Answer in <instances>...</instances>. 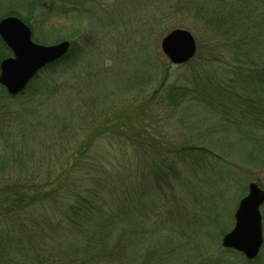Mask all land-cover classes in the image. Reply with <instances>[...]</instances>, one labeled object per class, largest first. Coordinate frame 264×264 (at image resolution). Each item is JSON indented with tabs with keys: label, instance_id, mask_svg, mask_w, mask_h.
I'll return each mask as SVG.
<instances>
[{
	"label": "rangeland",
	"instance_id": "obj_1",
	"mask_svg": "<svg viewBox=\"0 0 264 264\" xmlns=\"http://www.w3.org/2000/svg\"><path fill=\"white\" fill-rule=\"evenodd\" d=\"M233 1L243 12L242 0ZM258 1L249 0L251 9L260 10ZM222 2L0 0V19L20 17L36 43L71 42L65 59L42 69L15 96L0 85L3 178L16 180L10 177L16 173L24 184L45 189L50 174L70 173L63 180L68 183L95 168L105 179L117 178L111 188L122 192L129 208L142 209L141 226L151 229L135 231V245L139 249L143 239L160 247L166 256L155 264L189 263L195 244L211 261L219 259L218 246L233 229L249 184L264 188V147L254 150L252 145L259 138L264 143V135L257 130L251 141L243 126L227 131L218 95L203 89L209 77L216 86L251 81L244 74L252 73H236L242 58L235 57L234 37L219 34L210 22L219 6L237 12ZM250 22L248 17L244 26ZM176 28L189 30L198 47V54L183 64L172 63L161 47ZM244 46L250 55L249 44ZM11 55L0 41V63ZM190 82L195 96L176 105L170 91ZM200 98L216 100L217 106L206 111V105H193ZM10 135L12 145L3 151L1 139ZM160 167L164 173L157 183L151 174ZM261 213L264 236V204ZM260 255L264 264V243Z\"/></svg>",
	"mask_w": 264,
	"mask_h": 264
},
{
	"label": "trees",
	"instance_id": "obj_2",
	"mask_svg": "<svg viewBox=\"0 0 264 264\" xmlns=\"http://www.w3.org/2000/svg\"><path fill=\"white\" fill-rule=\"evenodd\" d=\"M231 1L224 0L222 5L230 4L231 10L237 12H226L222 6L217 5L221 8L214 9L210 22L219 34L226 32L229 37H234L233 43L238 48L235 50V57L242 58L239 61L244 67L240 66L236 73L240 76L252 73L251 76L244 74L251 81L244 84L219 83L216 86L212 77H209L203 83V89L209 87L213 89L212 93L218 95L219 104L223 106V111L219 109V116L222 117L224 128L230 131V128L243 126L246 138L253 141L254 137L248 138L250 135L259 132L264 135V10H261L264 8V0L258 1L261 11L254 7L251 9L252 3L249 0H242L243 12L238 9L237 2ZM248 17L251 18L250 25L244 26ZM0 41L7 47L1 38ZM244 44H249L252 48L249 47L250 55H246ZM7 49L11 52L8 47ZM68 54L43 69L58 64ZM1 87L5 94L15 96L8 93L4 86ZM191 87V82L175 85L169 93L170 100L176 105L188 102L190 96H195V90L189 91ZM241 90H245L243 95L239 93ZM215 103L217 104L216 100L200 98L193 105H206L207 108H202L203 110L213 111L210 105H216ZM239 122L244 125L238 124ZM11 139H14L13 135L1 139L3 151L11 147ZM260 141L261 138L256 139L252 144L254 150L264 147V143ZM172 164L175 165V162ZM94 169L87 168L86 172L78 174L76 179L69 180L68 183L63 180L70 173L67 176L65 172L50 174L45 189L24 184V179L16 173L17 176L13 173L10 176L18 177L13 181L4 179V174H0V264H155L160 256H166L160 247L145 244L146 240L143 239L139 242L140 248H137L135 242L139 238L135 237V231L146 229L141 226L142 209L137 206L129 208L121 198L122 192L115 187L111 188L117 178L105 179L107 176L95 173ZM159 170L161 173L153 169L151 174L157 183H161L164 173L162 167ZM139 173L138 171L136 181L141 185ZM124 194L123 192L122 195ZM131 213L137 220L132 219L133 216L130 218ZM132 220H135L134 225ZM155 225L156 223L152 226ZM149 229L151 228L146 230ZM218 238L216 236L215 239L219 240ZM194 246L190 262L183 261L182 264L262 262L261 255L249 260L243 254L225 249L222 245L217 249L220 252L219 259L211 261L212 256L204 255L200 244ZM158 264H164L163 260Z\"/></svg>",
	"mask_w": 264,
	"mask_h": 264
},
{
	"label": "water",
	"instance_id": "obj_3",
	"mask_svg": "<svg viewBox=\"0 0 264 264\" xmlns=\"http://www.w3.org/2000/svg\"><path fill=\"white\" fill-rule=\"evenodd\" d=\"M0 37L12 52L0 63V84L10 94L24 90L44 67L63 58L71 47L68 40L51 45L36 43L30 26L15 15L0 19ZM161 47L174 64L186 63L197 53L194 35L183 28L173 29L164 36ZM263 204L264 188L251 182L235 212L233 229L222 238L224 248L238 251L249 260L258 257L264 243Z\"/></svg>",
	"mask_w": 264,
	"mask_h": 264
}]
</instances>
